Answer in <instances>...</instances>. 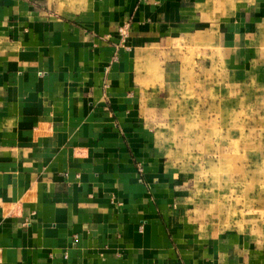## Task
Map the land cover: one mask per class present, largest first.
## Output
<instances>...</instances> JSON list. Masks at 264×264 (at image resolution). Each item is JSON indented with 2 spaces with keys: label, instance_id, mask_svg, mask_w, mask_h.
I'll return each mask as SVG.
<instances>
[{
  "label": "crops",
  "instance_id": "obj_1",
  "mask_svg": "<svg viewBox=\"0 0 264 264\" xmlns=\"http://www.w3.org/2000/svg\"><path fill=\"white\" fill-rule=\"evenodd\" d=\"M174 106L264 113V0H0V264H264L173 200Z\"/></svg>",
  "mask_w": 264,
  "mask_h": 264
},
{
  "label": "rangeland",
  "instance_id": "obj_2",
  "mask_svg": "<svg viewBox=\"0 0 264 264\" xmlns=\"http://www.w3.org/2000/svg\"><path fill=\"white\" fill-rule=\"evenodd\" d=\"M234 110L182 114L174 106L170 128L159 135L168 140L159 148L168 154L173 200L179 197L213 235L264 232V113L255 106Z\"/></svg>",
  "mask_w": 264,
  "mask_h": 264
},
{
  "label": "built area",
  "instance_id": "obj_3",
  "mask_svg": "<svg viewBox=\"0 0 264 264\" xmlns=\"http://www.w3.org/2000/svg\"><path fill=\"white\" fill-rule=\"evenodd\" d=\"M127 29H128L127 25H124V26L120 27V29H119V33L122 37V42L125 41V39L127 37Z\"/></svg>",
  "mask_w": 264,
  "mask_h": 264
}]
</instances>
